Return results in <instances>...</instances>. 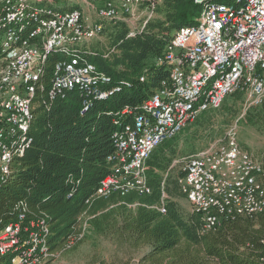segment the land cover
<instances>
[{
    "label": "built area",
    "instance_id": "1",
    "mask_svg": "<svg viewBox=\"0 0 264 264\" xmlns=\"http://www.w3.org/2000/svg\"><path fill=\"white\" fill-rule=\"evenodd\" d=\"M57 1L0 0V184L9 179L14 160L30 143L35 96L45 94L41 103L46 108L76 87L90 99L109 98L115 91L107 88L110 79L88 59L95 55L92 41L100 36L104 22L125 21L144 10L140 32L160 3L100 0V6L90 7V15L79 7L58 9ZM193 2L200 7L195 22L178 27L156 61L167 77L140 103L139 112L124 109L120 118L128 121L114 122V151L107 157L111 173L94 197L150 194L145 162L162 142L202 113L217 110L235 92L242 93L243 115L264 103V0ZM52 54L60 58L45 86V67ZM90 102L82 103L80 114ZM176 164L179 192L200 216L205 232L215 231L228 219L264 213L263 162L241 148L235 125L221 143L172 161L161 183L160 202L153 206L160 214L166 212L164 180ZM47 237L43 220L24 224L20 213L0 229V255H8L10 264H46L54 258L48 253ZM260 243L264 247V236Z\"/></svg>",
    "mask_w": 264,
    "mask_h": 264
},
{
    "label": "trees",
    "instance_id": "2",
    "mask_svg": "<svg viewBox=\"0 0 264 264\" xmlns=\"http://www.w3.org/2000/svg\"><path fill=\"white\" fill-rule=\"evenodd\" d=\"M199 12L193 0H160L154 16L134 36H128L123 23L103 28L101 34L109 36L110 47L105 52L91 47L95 55L88 59L110 79L107 88L115 90L106 100L90 99L76 87L46 108L41 103L45 94L35 96L30 143L14 160L9 179L0 184V229L20 213L24 224L43 220L48 228L47 250L54 257L80 242L103 236L131 250L146 247L141 264H264L260 243L264 213L228 219L215 231L205 232L200 216L179 206L176 199L185 197L169 172L163 186L166 212L160 214L153 208L160 202L161 183L175 158L171 151L175 137L162 142L146 159L150 194L94 197L100 182L111 173L107 157L114 151V122L124 109L139 112L140 103L167 77L156 61L169 34L193 24ZM59 58L52 54L47 60L45 86ZM88 100L89 106L80 114L82 103ZM209 111L194 121L196 125L205 126L207 120L201 122V116ZM244 115L246 124L264 129V103ZM84 224V235L78 238ZM0 264H10V257L0 255Z\"/></svg>",
    "mask_w": 264,
    "mask_h": 264
},
{
    "label": "rangeland",
    "instance_id": "3",
    "mask_svg": "<svg viewBox=\"0 0 264 264\" xmlns=\"http://www.w3.org/2000/svg\"><path fill=\"white\" fill-rule=\"evenodd\" d=\"M94 1V0H92ZM56 7L61 9L62 2ZM56 2V3H57ZM99 4L97 3L96 6ZM92 15V10H87ZM145 11L140 10L134 18L119 20L115 22H104L105 29L116 27L123 23L127 34L140 28ZM173 29L169 35H173ZM111 39L105 33L92 41L91 47L97 51H106L110 47ZM202 121L206 118L204 127L196 125L195 122L188 124L179 134L175 136L171 151L175 152L173 160H181L184 157L195 154L209 145L219 144L223 141L227 130L235 125L238 143L242 149L250 152L255 158L263 162L264 159V129L246 124L243 119V97L242 93L235 92L228 96L222 105L213 111L201 116ZM200 117V118H201ZM171 142V141H168ZM167 142V143H168ZM172 160V161H173ZM179 164L174 165L170 170V176L174 178L179 174ZM181 209L190 212L191 207L185 198L176 199ZM147 252L143 247L138 250H131L124 245H116L110 237H95L87 239L75 245L71 250L58 254L53 259L47 260L46 264H93L102 262L104 264H141L140 258Z\"/></svg>",
    "mask_w": 264,
    "mask_h": 264
},
{
    "label": "crops",
    "instance_id": "4",
    "mask_svg": "<svg viewBox=\"0 0 264 264\" xmlns=\"http://www.w3.org/2000/svg\"><path fill=\"white\" fill-rule=\"evenodd\" d=\"M59 2H62L61 5L63 7H61V10H67L72 7H79V8H82L83 10H88L90 9V7L96 6L97 3L99 4L98 6L101 5L100 0H94V1L92 0H59ZM58 4L59 3L57 2V6Z\"/></svg>",
    "mask_w": 264,
    "mask_h": 264
}]
</instances>
